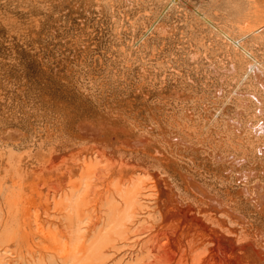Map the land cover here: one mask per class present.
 Wrapping results in <instances>:
<instances>
[{"label":"bare ground","instance_id":"bare-ground-1","mask_svg":"<svg viewBox=\"0 0 264 264\" xmlns=\"http://www.w3.org/2000/svg\"><path fill=\"white\" fill-rule=\"evenodd\" d=\"M182 2L0 0V25H18L24 36L55 32L64 11L80 25L97 12L121 27L139 9L151 12L129 45L137 55L130 89L119 92L115 75L95 78L85 69L57 86L14 91L9 73L0 71V168L16 166L25 176L32 153L43 149L46 167L91 158L103 171L131 172L115 193L126 211L148 203L141 204L157 222L152 253L163 262L264 264V0H223L220 19L199 12L212 28H228L223 49L217 42L183 55L185 75L162 90L140 85L155 66L134 48L166 31L163 22ZM127 183L131 188L123 190ZM65 249L67 256L69 243Z\"/></svg>","mask_w":264,"mask_h":264},{"label":"rangeland","instance_id":"rangeland-1","mask_svg":"<svg viewBox=\"0 0 264 264\" xmlns=\"http://www.w3.org/2000/svg\"><path fill=\"white\" fill-rule=\"evenodd\" d=\"M182 1L186 5L182 2L176 6L163 22L167 32H154L134 48L136 54L155 66L151 69L152 79H140V85L148 82L156 86L154 89L162 90L185 75L183 55L196 51L198 46L209 50L217 42V48L223 49L226 25H218L219 32L199 15L207 11L220 19L223 0ZM150 15L148 8L139 9L125 17V25L121 27L108 15L97 12L86 15L85 23L80 25L77 16L64 11L56 33L51 28L31 36H24L16 28L18 25L4 22L7 26L0 25V71L9 73L14 91L18 88L16 91L22 92L75 80L85 69L95 78L109 72L118 79L122 92L136 84L137 78L131 75L129 66L137 55H130L129 45L133 35L141 32L145 16ZM43 151L32 153L25 176L16 172V166L0 168L3 262L166 264L156 252L152 253L151 239L157 222L149 217L154 213L142 205L148 203L142 200L126 211L123 198L115 193L119 179L130 181L131 172L103 171L104 165L97 166L91 158H79L67 164L56 160L46 167L50 156ZM129 188L127 183L122 189ZM112 193L116 197L111 199ZM66 243L71 248L67 256Z\"/></svg>","mask_w":264,"mask_h":264}]
</instances>
